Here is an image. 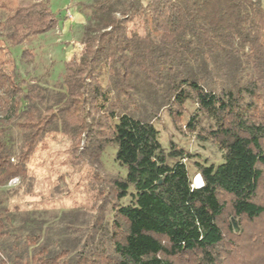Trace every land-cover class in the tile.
<instances>
[{
    "label": "trees",
    "instance_id": "1",
    "mask_svg": "<svg viewBox=\"0 0 264 264\" xmlns=\"http://www.w3.org/2000/svg\"><path fill=\"white\" fill-rule=\"evenodd\" d=\"M79 6L88 13L81 53L49 88L19 74L12 50L56 28L50 0H0V264H264V231L245 232L264 217L262 1ZM133 15L143 35L121 33ZM161 111L174 120L188 111L184 128L215 144L221 161L172 139L165 148L154 123ZM59 135L91 170L95 212L8 208L2 187L17 177L31 192L28 164ZM108 146L123 172L100 175Z\"/></svg>",
    "mask_w": 264,
    "mask_h": 264
},
{
    "label": "rangeland",
    "instance_id": "2",
    "mask_svg": "<svg viewBox=\"0 0 264 264\" xmlns=\"http://www.w3.org/2000/svg\"><path fill=\"white\" fill-rule=\"evenodd\" d=\"M91 1L50 0V8L60 20L56 28L29 39L12 50L17 71L22 77L37 78L44 86L53 87L54 82L60 79L63 73L64 61L71 58L77 59L81 53L82 46L79 39L88 13L79 6V2ZM145 1L143 0V3ZM261 1L264 5V0ZM67 11H70L71 17ZM121 33L129 37L143 35L145 30L140 17L133 15L128 18ZM23 49L31 52V55L22 56ZM133 49L134 46L131 45L128 54H131ZM187 106L188 111L193 108L191 105ZM188 111L175 120L170 118L165 111L159 113L154 123L159 130L162 145L167 148L169 139H172L178 146L191 153L199 154L200 158L207 160L208 163H219L221 152L218 147L211 142L198 141L184 128ZM70 152L71 141L67 136L59 135L57 138L49 139L47 144L34 154L28 164V173L33 178L32 191L29 193L25 191L28 180L20 183L17 177L2 187V190L8 192L7 207L12 209L16 206L21 211H36L46 217L76 207L94 213L96 191L89 189L87 177L91 170L88 169L87 162L83 165L76 164ZM113 153L114 148L108 146L102 157L104 167L95 166L98 168V174L101 175L105 171L123 172V169L113 161ZM258 196V200L264 204V178ZM109 216L110 213L106 212L104 218L108 219ZM263 222L264 217L247 224L245 232L260 229L264 231Z\"/></svg>",
    "mask_w": 264,
    "mask_h": 264
},
{
    "label": "built area",
    "instance_id": "3",
    "mask_svg": "<svg viewBox=\"0 0 264 264\" xmlns=\"http://www.w3.org/2000/svg\"><path fill=\"white\" fill-rule=\"evenodd\" d=\"M67 14L71 17V13L70 11H67ZM202 185V179H201V176L199 174H196L194 177H193V186L195 187H199Z\"/></svg>",
    "mask_w": 264,
    "mask_h": 264
}]
</instances>
